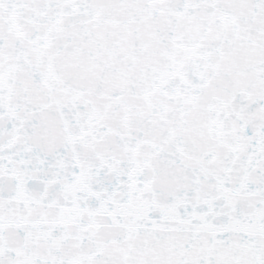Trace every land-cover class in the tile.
Returning <instances> with one entry per match:
<instances>
[{"label": "snow or ice", "instance_id": "snow-or-ice-1", "mask_svg": "<svg viewBox=\"0 0 264 264\" xmlns=\"http://www.w3.org/2000/svg\"><path fill=\"white\" fill-rule=\"evenodd\" d=\"M0 264H264V0H0Z\"/></svg>", "mask_w": 264, "mask_h": 264}]
</instances>
